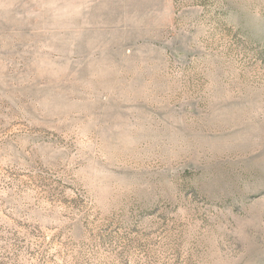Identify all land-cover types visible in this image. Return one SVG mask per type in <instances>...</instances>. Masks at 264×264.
Masks as SVG:
<instances>
[{
	"label": "rangeland",
	"instance_id": "374dc122",
	"mask_svg": "<svg viewBox=\"0 0 264 264\" xmlns=\"http://www.w3.org/2000/svg\"><path fill=\"white\" fill-rule=\"evenodd\" d=\"M0 264H264V0H0Z\"/></svg>",
	"mask_w": 264,
	"mask_h": 264
}]
</instances>
